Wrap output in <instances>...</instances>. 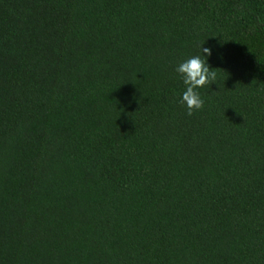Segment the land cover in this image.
Returning a JSON list of instances; mask_svg holds the SVG:
<instances>
[{"label":"trees","instance_id":"1","mask_svg":"<svg viewBox=\"0 0 264 264\" xmlns=\"http://www.w3.org/2000/svg\"><path fill=\"white\" fill-rule=\"evenodd\" d=\"M0 264H264V0H0Z\"/></svg>","mask_w":264,"mask_h":264},{"label":"clouds","instance_id":"2","mask_svg":"<svg viewBox=\"0 0 264 264\" xmlns=\"http://www.w3.org/2000/svg\"><path fill=\"white\" fill-rule=\"evenodd\" d=\"M202 55H194L180 62L175 71L183 78L186 89L182 93L180 102L187 108V115L191 116L194 110L203 108L204 101L196 90L217 79V68H211L207 58L212 55L210 48L203 47Z\"/></svg>","mask_w":264,"mask_h":264}]
</instances>
